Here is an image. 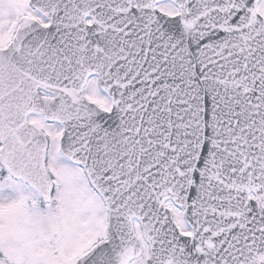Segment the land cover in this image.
<instances>
[{"label": "snow or ice", "instance_id": "snow-or-ice-1", "mask_svg": "<svg viewBox=\"0 0 264 264\" xmlns=\"http://www.w3.org/2000/svg\"><path fill=\"white\" fill-rule=\"evenodd\" d=\"M0 264H264V0H0Z\"/></svg>", "mask_w": 264, "mask_h": 264}]
</instances>
